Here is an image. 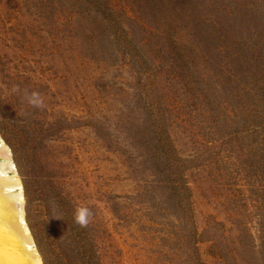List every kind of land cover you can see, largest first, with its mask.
<instances>
[{
	"label": "rangeland",
	"instance_id": "374dc122",
	"mask_svg": "<svg viewBox=\"0 0 264 264\" xmlns=\"http://www.w3.org/2000/svg\"><path fill=\"white\" fill-rule=\"evenodd\" d=\"M0 139L42 264H264V0H0Z\"/></svg>",
	"mask_w": 264,
	"mask_h": 264
},
{
	"label": "bare ground",
	"instance_id": "6f19581e",
	"mask_svg": "<svg viewBox=\"0 0 264 264\" xmlns=\"http://www.w3.org/2000/svg\"><path fill=\"white\" fill-rule=\"evenodd\" d=\"M21 183L0 139V264H42L24 220Z\"/></svg>",
	"mask_w": 264,
	"mask_h": 264
},
{
	"label": "clouds",
	"instance_id": "9594fccd",
	"mask_svg": "<svg viewBox=\"0 0 264 264\" xmlns=\"http://www.w3.org/2000/svg\"><path fill=\"white\" fill-rule=\"evenodd\" d=\"M24 99L32 107H43L44 101L39 93L24 91ZM91 212L87 207H78L74 213V222L81 227L89 224Z\"/></svg>",
	"mask_w": 264,
	"mask_h": 264
}]
</instances>
